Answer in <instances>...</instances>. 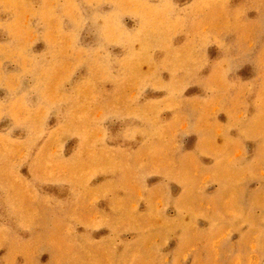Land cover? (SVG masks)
Listing matches in <instances>:
<instances>
[{"label": "rangeland", "instance_id": "374dc122", "mask_svg": "<svg viewBox=\"0 0 264 264\" xmlns=\"http://www.w3.org/2000/svg\"><path fill=\"white\" fill-rule=\"evenodd\" d=\"M0 264H264V0H0Z\"/></svg>", "mask_w": 264, "mask_h": 264}]
</instances>
